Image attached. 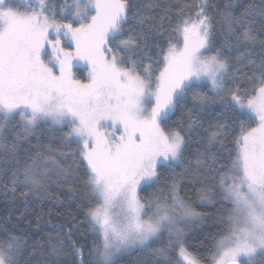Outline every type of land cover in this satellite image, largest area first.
<instances>
[{
	"label": "snow or ice",
	"instance_id": "6c2138e0",
	"mask_svg": "<svg viewBox=\"0 0 264 264\" xmlns=\"http://www.w3.org/2000/svg\"><path fill=\"white\" fill-rule=\"evenodd\" d=\"M133 7L132 0H0V150L19 164L21 140L42 124L63 133L59 148L41 145L12 171L13 198L17 185L27 189L21 193L26 197L45 188L52 173L66 180L82 168L90 197L82 205L83 223L92 243L77 247L69 232L77 264H117L133 249L150 254L145 264H201L179 226L200 214L180 196L177 180L147 202L140 192L157 183L161 169H172L175 177V166L185 162V135L169 124L177 109L189 96L200 108L219 97L225 111L204 129L207 144L196 153V165L209 169L221 200L230 205L219 214L222 227L209 264H257L258 256L264 258V39L252 24L257 16L264 22V0L239 16L225 7L224 38L214 53L208 0H201L195 18L174 29L182 43L157 45L155 60L146 54L133 58L129 54L141 50L140 43L132 35L121 38L130 18L144 23ZM258 31L264 34V23ZM257 44L253 55L248 46ZM84 71L86 77L78 78ZM188 120L189 131L203 127L191 115ZM9 126L18 129L10 146ZM217 143L219 155L211 152ZM56 153L76 167H62ZM165 233L167 243L154 248ZM23 244L10 233L0 238V264H20ZM52 253L64 254V241L54 243Z\"/></svg>",
	"mask_w": 264,
	"mask_h": 264
},
{
	"label": "trees",
	"instance_id": "16d2710c",
	"mask_svg": "<svg viewBox=\"0 0 264 264\" xmlns=\"http://www.w3.org/2000/svg\"><path fill=\"white\" fill-rule=\"evenodd\" d=\"M132 2L134 4L132 13L139 12L145 18L144 23L143 25L135 24L130 18L128 25L125 26V35L121 38L126 39L128 35H132L137 43H140L141 50L129 54L133 55V58L146 54L155 60L159 55L157 45L160 48H166L169 41L180 40L182 43V39L174 29L182 19H187L189 16L195 18V13L198 11L197 5L201 3V0H132ZM251 4L259 6L261 0H208V15L213 22V53L215 48L221 47L223 42L224 22L221 13L225 7L229 6L233 14L239 16L244 8ZM262 23L264 22L257 16L255 23L252 24L254 34L259 39H264V34L258 31ZM144 41H147L146 47ZM248 49L253 55L260 50L258 44L255 47L249 45ZM241 50H244L243 45H241ZM237 54L235 51L231 53L232 56ZM225 55H229L226 49ZM149 62L148 59L144 60V63ZM86 74V71L76 73L81 79L86 77ZM203 91L208 92L207 89ZM208 95L212 94L208 92ZM197 103L189 96L184 106L177 109L169 122L170 127L181 130L185 135L184 164L175 166V177L172 169H161L157 183L141 191L140 196L147 202L153 193L166 192L167 186L175 178L179 184L180 196L200 214V218L191 221L187 227L184 238L185 246L192 255L200 258L201 264H209V254L214 250V245L221 232L219 214L224 213L230 205L221 200L219 189L215 186L216 182L209 169L203 165H196V153L197 149L203 151L207 144L209 132L204 129L222 118L220 114L225 111V107L221 104L219 97L216 98L215 104H208L203 108L196 107ZM189 115L202 123L203 127L197 124L193 130L189 131L187 128ZM228 116L231 117L230 110ZM16 131L9 126L8 132L5 133V142L9 146L13 142ZM61 135L63 133L57 128L42 124L27 140H21L17 153L19 164L16 163L13 155L5 154L0 150V238L10 233L24 242L20 264H52L53 261H56V264H77L79 257L71 255V249L68 248L69 232H71V240L76 243L77 247L87 248L92 243V235L88 226L83 223L85 217L82 205L86 204L90 197L84 184L85 177L82 168L79 169L78 176H71L66 180L58 179L55 173H52V179L46 182L45 188L40 189L39 192H29L26 197L21 193L27 189L23 185H17L13 198L12 171L17 167H22L41 145L50 144L52 148H59ZM225 143L231 148V137ZM63 151L69 150L64 148ZM220 151L219 143L211 149L212 153L218 155ZM223 156H227L226 151L223 152ZM54 159L64 168L76 167L70 157L65 159L56 153ZM189 161L191 164L188 163ZM206 163L211 164V160H207ZM185 168L188 172L181 178V173H184ZM203 193H208V198L202 200ZM57 241H64L65 244V253L60 256L52 253V245ZM166 243L167 236L165 235L164 239L154 244L153 247H161ZM171 255L176 257L178 249ZM149 259H152L150 254L135 250L118 259L117 264H145V261ZM257 264H264V258H259Z\"/></svg>",
	"mask_w": 264,
	"mask_h": 264
},
{
	"label": "rangeland",
	"instance_id": "374dc122",
	"mask_svg": "<svg viewBox=\"0 0 264 264\" xmlns=\"http://www.w3.org/2000/svg\"><path fill=\"white\" fill-rule=\"evenodd\" d=\"M80 67L81 68H83V63L81 62V64H80ZM87 75V74H86ZM50 125V124H49ZM52 126V125H51ZM53 128H56L55 126H52ZM151 211H155V208H152L151 210H150V214H151ZM195 221L196 219H189V220H187V221H185V222H182L179 226L183 229V233H184V238H185V236H186V230H187V227H188V225H189V223L191 222V221ZM165 235L167 236V233H165ZM135 250H137V249H133V250H131L130 252H128V253H124L123 255H121V256H119L118 257V259H120V258H122V257H124V256H126V255H128V254H130L131 252H133V251H135ZM259 258H261V257H257V260L259 259ZM117 259V260H118ZM185 264H186V262H185Z\"/></svg>",
	"mask_w": 264,
	"mask_h": 264
}]
</instances>
